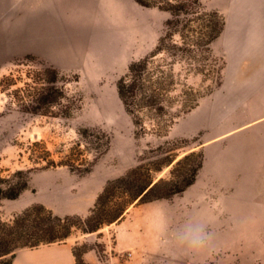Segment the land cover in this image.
I'll use <instances>...</instances> for the list:
<instances>
[{
    "label": "rangeland",
    "instance_id": "obj_1",
    "mask_svg": "<svg viewBox=\"0 0 264 264\" xmlns=\"http://www.w3.org/2000/svg\"><path fill=\"white\" fill-rule=\"evenodd\" d=\"M230 2L201 0L169 31L171 14L151 8L165 20L149 12L147 25L166 39L131 105L119 82L132 63L115 64L100 48L79 49L65 65L18 42L13 53L0 50V220L37 205L72 218L62 242L81 264H264V127L237 129L264 117V72L259 61L231 54ZM212 12L224 28L210 41ZM247 84L253 94L239 95L235 88ZM138 165L143 180L172 182L151 197L170 196L135 200L115 222L86 232L83 220L105 186ZM125 186L111 200L124 203ZM197 225L211 237L203 249L178 239Z\"/></svg>",
    "mask_w": 264,
    "mask_h": 264
},
{
    "label": "crops",
    "instance_id": "obj_2",
    "mask_svg": "<svg viewBox=\"0 0 264 264\" xmlns=\"http://www.w3.org/2000/svg\"><path fill=\"white\" fill-rule=\"evenodd\" d=\"M230 5L231 54L259 61L263 74L264 0H231ZM157 11L135 0H0V50L13 53L18 42L23 52L37 51L53 63L65 65L73 63L79 49L96 47L111 62L126 65L145 58L158 45L160 31L147 25L152 20L147 19L150 13L156 21L165 20ZM254 88L247 84L244 90L241 86L235 89L239 95L249 96ZM258 120H247L237 129L264 127V117ZM11 264L77 261L73 245L62 242L21 249Z\"/></svg>",
    "mask_w": 264,
    "mask_h": 264
},
{
    "label": "trees",
    "instance_id": "obj_3",
    "mask_svg": "<svg viewBox=\"0 0 264 264\" xmlns=\"http://www.w3.org/2000/svg\"><path fill=\"white\" fill-rule=\"evenodd\" d=\"M135 1L143 7L158 8L169 12L171 14V19L167 20L165 23V29L167 31H169L173 24L179 25L178 23L180 22L175 20L178 16L190 15L197 9L199 10L201 6V0ZM209 16L218 19V21L213 24V29L208 33V37L211 41L223 32L224 21L216 12L209 13ZM183 27L184 30H186L188 26ZM165 39L166 37L164 36L160 38L158 45L148 57L133 62L128 68L127 75L120 80L119 90L127 105H131V102H129L128 99L131 100L133 99L132 97L136 95L135 90L146 70L149 60L148 58L155 57L163 51ZM128 80H130L129 84L127 83ZM191 155L196 156L195 153H191ZM201 156L202 155L200 154L199 164L201 162ZM188 157L189 156H185L184 160H187ZM180 161H178L179 165L182 163ZM173 162L174 159L166 160L164 164L156 169V171H160L163 165L167 166ZM142 169L143 167L138 165L129 170L120 180L110 182L105 186L102 193L98 196L95 208L91 212V215L83 220V223L88 227L86 232H96L103 225L115 222L123 216L124 212L127 210L128 204H131L135 200L145 203L153 198L170 196L171 192L168 190L158 196L155 195L154 197H151L155 192L162 189L161 187L172 185V182L157 181L154 183L151 177L149 180L145 181L143 180ZM189 171L195 173L196 169L194 168ZM186 173V171L182 172L181 176H184ZM192 182L193 178L186 181L184 187L191 185ZM124 183H126V186ZM117 185L125 186L123 197H125L126 200L124 203L122 202L119 204L117 201L114 202V200H111L114 195V188ZM81 220L82 219H80V221ZM72 221V218L62 219L54 216L53 213L47 210L43 205L27 208L10 223H5L0 220V261H2L3 264H11L16 255V250L36 248L41 245L65 241L71 234L73 227ZM74 255L77 264H81L80 255L76 254L75 251Z\"/></svg>",
    "mask_w": 264,
    "mask_h": 264
},
{
    "label": "clouds",
    "instance_id": "obj_4",
    "mask_svg": "<svg viewBox=\"0 0 264 264\" xmlns=\"http://www.w3.org/2000/svg\"><path fill=\"white\" fill-rule=\"evenodd\" d=\"M178 239L181 243L188 245L190 248L203 249L209 244L211 237L210 234L204 230L202 225H197L183 230L178 235Z\"/></svg>",
    "mask_w": 264,
    "mask_h": 264
}]
</instances>
